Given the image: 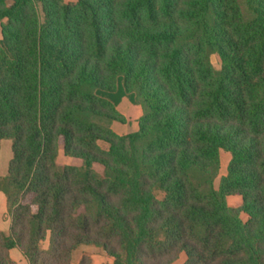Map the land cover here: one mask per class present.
Returning <instances> with one entry per match:
<instances>
[{
    "label": "trees",
    "instance_id": "16d2710c",
    "mask_svg": "<svg viewBox=\"0 0 264 264\" xmlns=\"http://www.w3.org/2000/svg\"><path fill=\"white\" fill-rule=\"evenodd\" d=\"M2 140L0 264H264V0H0Z\"/></svg>",
    "mask_w": 264,
    "mask_h": 264
},
{
    "label": "rangeland",
    "instance_id": "374dc122",
    "mask_svg": "<svg viewBox=\"0 0 264 264\" xmlns=\"http://www.w3.org/2000/svg\"><path fill=\"white\" fill-rule=\"evenodd\" d=\"M67 3H73L75 0H64ZM211 63L217 67L219 64V57L214 55L210 57ZM130 103L128 98L124 97L122 101L120 102L118 106V112L123 118H127L130 111ZM112 131L117 135H125L132 132H135L137 130V123L126 120L123 124H120L118 122H113L111 124ZM11 159V142L10 140H2L0 142V177H3L6 175L7 172V166L8 162ZM71 160L69 158H66L62 152H59L58 156V162L60 164H70ZM230 161V155L229 153H226L224 151H220V167L218 176L214 181L215 188L218 187L219 181L221 177H224L227 173L228 165ZM1 197L0 194V229L8 232L9 226H10V217L6 210V205L4 202L1 204ZM227 204L229 207L237 208L241 204V199L239 196H230L227 197ZM240 219L245 222L246 216L241 214ZM47 246V242L43 243V247L45 248ZM87 257L91 259L92 264H111V260L103 253V251L100 248L92 247V246H81L79 247L74 253H73V264H78V262L81 260V258ZM10 258L16 263V264H27L24 257L17 251V249H12L10 253ZM186 261V257L184 254H181L179 258L173 262L172 264H184Z\"/></svg>",
    "mask_w": 264,
    "mask_h": 264
},
{
    "label": "crops",
    "instance_id": "0c3cea01",
    "mask_svg": "<svg viewBox=\"0 0 264 264\" xmlns=\"http://www.w3.org/2000/svg\"><path fill=\"white\" fill-rule=\"evenodd\" d=\"M0 194L2 195V197H1V204H2V202H4V204H5V198H4V196H3V194L0 192ZM1 230V229H0ZM3 231V230H2ZM5 232V231H4ZM11 253V251L9 252V254Z\"/></svg>",
    "mask_w": 264,
    "mask_h": 264
}]
</instances>
